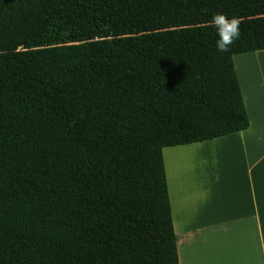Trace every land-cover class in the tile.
<instances>
[{"label": "trees", "instance_id": "16d2710c", "mask_svg": "<svg viewBox=\"0 0 264 264\" xmlns=\"http://www.w3.org/2000/svg\"><path fill=\"white\" fill-rule=\"evenodd\" d=\"M263 48L264 0H0V264H179L162 148L245 129Z\"/></svg>", "mask_w": 264, "mask_h": 264}, {"label": "crops", "instance_id": "0c3cea01", "mask_svg": "<svg viewBox=\"0 0 264 264\" xmlns=\"http://www.w3.org/2000/svg\"><path fill=\"white\" fill-rule=\"evenodd\" d=\"M242 54L261 58L248 126L162 148L179 264H264V48Z\"/></svg>", "mask_w": 264, "mask_h": 264}, {"label": "clouds", "instance_id": "9594fccd", "mask_svg": "<svg viewBox=\"0 0 264 264\" xmlns=\"http://www.w3.org/2000/svg\"><path fill=\"white\" fill-rule=\"evenodd\" d=\"M212 26H215L218 32L219 39L216 41L217 51L227 53L231 50V46L241 36V20L237 16L229 18L226 13H216L211 21Z\"/></svg>", "mask_w": 264, "mask_h": 264}, {"label": "rangeland", "instance_id": "374dc122", "mask_svg": "<svg viewBox=\"0 0 264 264\" xmlns=\"http://www.w3.org/2000/svg\"><path fill=\"white\" fill-rule=\"evenodd\" d=\"M260 60L261 58L259 59L255 54L239 53L233 56L235 70L242 92H246L249 85L251 86L256 80H258L259 76L254 70V62H258ZM244 68L245 71L243 70Z\"/></svg>", "mask_w": 264, "mask_h": 264}]
</instances>
